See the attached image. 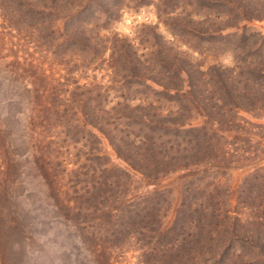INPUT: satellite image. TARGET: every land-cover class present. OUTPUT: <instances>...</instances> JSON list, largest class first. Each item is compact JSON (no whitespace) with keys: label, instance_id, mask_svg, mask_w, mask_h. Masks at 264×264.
<instances>
[{"label":"trees","instance_id":"1","mask_svg":"<svg viewBox=\"0 0 264 264\" xmlns=\"http://www.w3.org/2000/svg\"><path fill=\"white\" fill-rule=\"evenodd\" d=\"M172 1L175 0H163L165 4ZM195 1L206 7L215 5L212 0ZM242 1L236 3L241 4ZM249 1L244 9L237 12L229 10L233 15H226L227 19L216 17L217 21L208 16L197 18L199 13H195L197 19H192L188 14L181 15L176 6H171L165 10L171 20L168 23L170 34L182 37L190 33L197 39L218 42L235 37L236 34H224L223 31L236 27L241 19L264 18L263 9H249L253 3ZM254 1L257 4L264 0ZM119 2L4 0L0 1V9H11L10 17H7L11 31L27 33L30 28L36 30L40 27L41 39L43 42L51 40V45L57 50L55 55L59 53L62 56L65 51L75 54L70 66H66L65 75L57 79H48L47 75L41 78L46 81L42 89L43 95L49 98V105L56 108L69 102V111L77 116L66 123L68 128L77 130L73 134H82L87 127L102 133L117 157L131 170L153 179L178 168L223 160L229 152L226 145L229 143L225 141L222 130L233 131L236 127L234 116L240 111L264 112V55L256 47V34L242 32L239 35L234 47L237 56L231 65L194 60L158 36L159 40L156 38L152 43L149 55L143 57L127 39L100 34L117 17L116 12L122 5H118ZM224 4V1L216 3L219 6ZM15 11L19 12L17 19ZM192 49L194 53H200ZM86 57V64L82 65L81 61ZM101 61L105 63V71L110 75L113 87L102 88L94 78L82 83L74 81L73 76L81 72V68L91 71V66ZM139 86L142 89H136ZM148 91L153 92L157 99L148 101ZM161 97L173 108L157 105L161 103ZM192 112L203 116L204 121L196 125L186 123ZM55 126L59 127V124L55 123ZM76 140L79 142L80 137ZM48 149L40 153L42 164L56 166L62 163L56 159V151L50 150L49 146ZM55 166L51 170L52 176H56ZM72 166L68 172L74 173L76 181L79 176L86 177L83 181L85 186L72 189L77 193L70 206H77L80 213L101 209L91 204L92 201L98 202L99 206L102 203L107 205L111 194H121L120 187H123V194L127 192L130 175L124 169L110 174L108 172L112 170L108 167L94 164L74 163ZM250 179L260 182H251ZM263 180L264 176L257 174L244 179L239 189L242 196L237 200V204L242 206L239 210H231L225 203L212 200L203 206L196 203V199L188 200L184 195L169 227L161 225L162 202L166 201L161 190L136 197L140 198L137 203L136 199H125L117 207L108 206L109 215L116 217L120 226L117 230L113 228L111 235L114 240L117 234L131 240L135 230L142 236V231L151 232L148 236L150 241L145 242L142 237L140 250L144 264L264 262ZM78 199H84L86 206H78ZM99 239L103 241L98 244L103 255L111 254L106 251L103 237Z\"/></svg>","mask_w":264,"mask_h":264},{"label":"rangeland","instance_id":"2","mask_svg":"<svg viewBox=\"0 0 264 264\" xmlns=\"http://www.w3.org/2000/svg\"><path fill=\"white\" fill-rule=\"evenodd\" d=\"M212 1L215 5L206 7L195 0H175L171 4H165L163 0H120L118 5H122L116 12L117 17L100 34L127 39L143 57L149 55L152 43L158 36L173 43L179 51L194 60L205 64L231 65L237 56L234 47L239 35L242 32L246 35L254 33L258 52L264 55L263 17L241 19L236 27L223 31L224 34L236 36L221 42L197 39L190 33L182 37L170 34L168 23L171 20L165 10L171 6H176L181 15L188 14L192 19L208 16L217 21L216 17L227 19L226 15H233L229 10L240 11L250 2L243 0L237 4L238 0H231L229 4L230 0ZM220 1H224V6L216 5ZM252 1L249 9L264 10V1L257 4ZM9 10L0 9V264H144L141 262L143 257L140 247L143 240L146 242L149 239L151 232L142 231V236L140 231L135 230V239L126 240L117 234L114 240L111 230H117L120 226L117 225L116 217L109 215L108 206L117 207L125 199H136L155 190H161L166 199L162 202L164 208L160 217L163 227L172 224L184 195H187L188 200L196 199V203L203 206L206 201L212 200L225 203L231 210L242 208L237 200L240 198L238 196H242L239 189L244 179L256 174L264 176L263 111H240L234 116L236 127L233 131L222 130L225 141L229 143L226 144L229 152L223 160L178 168L156 179L142 176L117 157L102 133L87 127L84 133L73 134L77 130L68 128L66 123L77 116L69 111V102L56 108L48 104L49 98L43 95L42 88L46 81L41 79L44 78L42 76L57 79L65 75L66 66L76 56L69 51H65L62 56L59 53L55 55L57 50L51 45V40L43 42L41 39L40 27L36 30L30 28L27 33L11 31L7 20L11 14ZM16 11L14 15L17 19L19 12ZM195 13H199L197 18ZM192 48L200 53H194ZM86 60L87 57L81 61L82 65L86 64ZM66 61L67 64H64ZM81 69L73 76L74 81L82 83L94 78L102 88L113 87L103 61L94 63L91 71ZM136 89L142 88L139 86ZM136 96L142 97L139 94ZM154 97V93L148 91V101L157 99ZM160 99L162 101L157 105L173 108L162 97ZM191 116L186 123L196 125L205 119L194 112ZM79 137V142H76ZM56 143L66 146L59 147ZM48 146L50 150L56 151V159L62 163L56 166L42 164L39 156L45 149L49 150ZM65 156L68 157L66 161ZM71 162L108 167L112 170L108 172L110 174L119 169L128 171L127 192L123 194V187H120L121 194H111L107 205L102 203L99 206L98 202L92 201L91 204L101 209L80 213L77 206H70L71 199L77 193V190L73 192L72 189L85 186L83 181L86 177L79 176L76 181L74 173L68 172L74 167ZM54 166L56 176L51 175ZM139 199L134 201L137 203ZM77 205L86 206V202L78 199ZM244 211L247 213V210ZM102 237L106 251L111 253L107 256L98 248V244L103 242L99 239ZM263 263L259 261L257 264Z\"/></svg>","mask_w":264,"mask_h":264}]
</instances>
